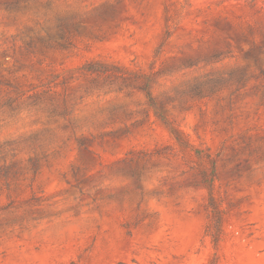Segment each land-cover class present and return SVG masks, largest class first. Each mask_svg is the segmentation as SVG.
<instances>
[{
	"label": "rangeland",
	"instance_id": "374dc122",
	"mask_svg": "<svg viewBox=\"0 0 264 264\" xmlns=\"http://www.w3.org/2000/svg\"><path fill=\"white\" fill-rule=\"evenodd\" d=\"M0 264H264V0H0Z\"/></svg>",
	"mask_w": 264,
	"mask_h": 264
}]
</instances>
